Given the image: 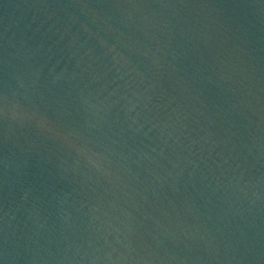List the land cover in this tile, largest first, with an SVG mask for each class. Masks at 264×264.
Returning a JSON list of instances; mask_svg holds the SVG:
<instances>
[{
    "label": "water",
    "instance_id": "obj_1",
    "mask_svg": "<svg viewBox=\"0 0 264 264\" xmlns=\"http://www.w3.org/2000/svg\"><path fill=\"white\" fill-rule=\"evenodd\" d=\"M0 264H264V0H0Z\"/></svg>",
    "mask_w": 264,
    "mask_h": 264
}]
</instances>
